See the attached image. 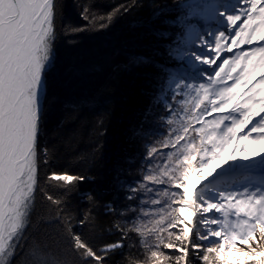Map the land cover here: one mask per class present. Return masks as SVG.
Instances as JSON below:
<instances>
[{
	"label": "trees",
	"instance_id": "trees-1",
	"mask_svg": "<svg viewBox=\"0 0 264 264\" xmlns=\"http://www.w3.org/2000/svg\"><path fill=\"white\" fill-rule=\"evenodd\" d=\"M56 3L53 59L43 83L46 111L38 141L37 183L23 236L8 264H34L36 253L81 264L72 250V232L82 233L98 249L122 240L123 248L105 253L106 264H155L151 251L166 254L162 245L157 249L156 236L167 240L174 231L149 229L168 223L171 193L177 190L154 185L146 177L174 168L177 151L164 145L182 130L191 108V102L172 94L170 74L164 71L178 64L174 41L185 29L176 25L183 2ZM125 4L129 11L109 19L117 5ZM84 8L88 19L82 18ZM51 172L84 178L68 188L48 180ZM155 199L161 203L153 204ZM158 220L163 223L157 225Z\"/></svg>",
	"mask_w": 264,
	"mask_h": 264
},
{
	"label": "snow or ice",
	"instance_id": "snow-or-ice-1",
	"mask_svg": "<svg viewBox=\"0 0 264 264\" xmlns=\"http://www.w3.org/2000/svg\"><path fill=\"white\" fill-rule=\"evenodd\" d=\"M232 5L231 11L218 7L214 0L202 8L181 5L190 9L188 16L179 18L181 25L194 16L214 13L223 18L226 27L209 32L211 40L199 37L203 51H198L193 38L195 25L187 26L184 43L192 47L186 55L194 68L208 66L199 73L207 83L175 74L169 78L174 95L183 96L186 88L194 94L182 130L164 145L177 151L174 168L146 177L154 185H170L177 190L171 193L168 223L149 232L177 228L168 232L167 240L157 235L156 247L175 249L179 255L153 250L155 264L173 260L174 264H193V253L204 264H264V190L220 191L213 198L201 193L209 178L230 161L264 159V0H236ZM56 9V0H0V264H8L7 258L19 246L25 209L36 188L38 141L46 111L40 96L53 59ZM129 10L126 4L117 5L109 19ZM88 13L87 8L82 9V18L88 19ZM245 45L250 48L244 50ZM224 52L234 55L217 64ZM164 119L172 123L169 117ZM83 178L58 172L47 177L68 188ZM47 199L58 203L51 195ZM230 217L235 220L230 221ZM197 225L208 227L199 231ZM135 230L144 235L140 228ZM70 235L72 250L81 264H106L105 253L124 247L121 240L98 249L82 233ZM237 241L248 245V250L238 248ZM250 242H255V247ZM232 249L239 255H230ZM213 254L214 262L210 260ZM35 255L34 264H64L44 253Z\"/></svg>",
	"mask_w": 264,
	"mask_h": 264
},
{
	"label": "rangeland",
	"instance_id": "rangeland-1",
	"mask_svg": "<svg viewBox=\"0 0 264 264\" xmlns=\"http://www.w3.org/2000/svg\"><path fill=\"white\" fill-rule=\"evenodd\" d=\"M183 5H190L191 7H203V4L208 2V0H182ZM218 7L225 8L226 4L224 0H221L220 2L216 3ZM183 15L180 17H186L189 13V8L183 7ZM217 17L214 15V13H210L204 16H194L189 20L185 21L184 25H181L179 22V18L176 21V25L179 28H185L182 33L179 35V40L176 39L174 41V53L178 54L177 61L178 64L176 66H168V72L170 74V77L175 74L177 78L183 77L189 81L195 80L197 83L204 82L207 83V80L204 79L199 75L201 71H204L208 66L206 65H200L196 68H194L189 63V58L186 55V53L191 49V45L185 44L184 41L188 35L187 32V26L188 25H195V33L193 38L196 40L198 51H203L202 48L199 47V37H204L206 40H211V37L208 36L209 27L208 24L213 23L214 18ZM223 28H215L212 32H217L220 30H223ZM53 42V41H52ZM250 46L245 45L244 50H248ZM235 52V50H234ZM53 54V53H52ZM234 55V53H227L224 52L221 55L220 60L217 61V64L221 63L224 58H230ZM183 57V58H180ZM52 61V60H51ZM50 61V64H51ZM50 66V65H49ZM212 67H215L213 65ZM211 69H209L210 71ZM169 77V78H170ZM168 85H169V79H168ZM231 83V82H229ZM174 88L172 90V94L174 93ZM184 95L181 96L182 101L185 103L192 102V96L194 93L190 89H184ZM174 95V94H173ZM40 103L43 105V89L40 96ZM169 117V116H167ZM171 119V117H169ZM209 120L212 119V117H208ZM167 121V119H165ZM168 122V121H167ZM209 189L211 191H209ZM249 190L254 191L256 189L264 190V159H254L251 161H230L228 164L223 166L221 169L217 170V173L210 177L209 180L205 183L203 188L201 189V193L207 197V198H213L214 193L224 191V192H232V191H243V190ZM30 202V200H29ZM28 202V204H29ZM177 207V206H175ZM28 205L26 206L25 212H27ZM217 217H219V214H215ZM235 217H230V221H234ZM182 227V225H180ZM208 226L205 225H197V228L199 231H206ZM216 227V226H212ZM174 232L178 231L177 228H172ZM174 240V237H173ZM199 243H207L206 241H197ZM238 248L248 250V245H243L239 241L236 242ZM254 242H250V245L255 247ZM121 249V248H119ZM259 250V249H258ZM166 254H172L173 256L179 255L175 251V249H167L165 248ZM233 257L238 256L239 253L236 249H232L231 253H229ZM9 258L7 260L9 261ZM196 260L197 262L204 263L201 259L198 258V256L193 253L191 256V260ZM214 259V254L210 257V260ZM169 264H174L173 261H168Z\"/></svg>",
	"mask_w": 264,
	"mask_h": 264
},
{
	"label": "bare ground",
	"instance_id": "bare-ground-1",
	"mask_svg": "<svg viewBox=\"0 0 264 264\" xmlns=\"http://www.w3.org/2000/svg\"><path fill=\"white\" fill-rule=\"evenodd\" d=\"M221 0H214L215 3H218L220 2ZM226 6L225 8L228 10V11H231L232 10V4L236 2V0H224ZM208 27H209V31L212 32L215 28H223V27H226V25L224 24V21H223V18L221 17H215L214 18V21L213 23H210L208 24ZM260 159V158H258ZM255 246V242L253 244Z\"/></svg>",
	"mask_w": 264,
	"mask_h": 264
}]
</instances>
